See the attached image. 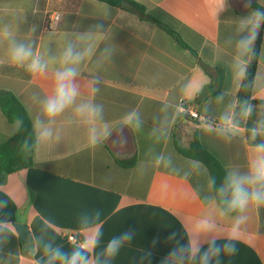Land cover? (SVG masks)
Returning <instances> with one entry per match:
<instances>
[{
    "label": "crops",
    "instance_id": "crops-1",
    "mask_svg": "<svg viewBox=\"0 0 264 264\" xmlns=\"http://www.w3.org/2000/svg\"><path fill=\"white\" fill-rule=\"evenodd\" d=\"M135 1L173 29L187 48L157 23L99 0H0V23L15 26L20 21L21 35L35 24L40 47L48 42L47 34L53 33L55 52L62 48L65 32L88 30L111 10V18L105 21L107 39L99 43L79 78L87 80L98 71L99 91L91 96L85 89L77 99V104L103 105V120L89 124L75 113V106L68 109L51 125L59 141L53 139L34 149L33 166L7 175L0 184V199L9 201L0 219L26 225L41 251L48 244L68 250L73 243L67 236L83 234L78 221L87 225L97 214L95 230L101 228L102 244L123 231H135V239L111 264H137L142 250L152 251L151 264H160L169 249L168 232L179 230L183 236L203 216L218 222L215 234L221 242L230 228V218L219 216L212 199L206 169L181 157L175 146L186 148L196 135L225 172L232 166H246L253 148L243 127L233 130L231 142H227L203 131V123L190 119L180 106H190L199 115L206 112L214 122L224 113H233L241 82L235 75V25L247 9L242 0H231V10L216 18L213 0ZM252 6H256L255 0ZM55 15L57 20H53ZM110 43L117 46V52L97 68L102 60L100 49ZM51 84V79L33 78L21 68L0 65V91L16 97L31 124L38 116L45 119L33 95L42 99ZM221 95L222 101L217 99ZM252 98L264 101V28ZM129 113L143 121L139 132L124 127ZM13 125L0 111V144L13 136ZM161 125L168 128V136L158 142L153 130ZM90 128L112 136L93 146ZM122 133L127 143L118 146L113 141ZM160 153L171 156L180 174L153 163ZM131 159V165L120 164ZM249 216L237 238L236 254L223 256L220 264H264V208L251 210ZM13 233L0 241V264H46L45 257L33 253L30 244L22 246L15 227Z\"/></svg>",
    "mask_w": 264,
    "mask_h": 264
},
{
    "label": "clouds",
    "instance_id": "clouds-1",
    "mask_svg": "<svg viewBox=\"0 0 264 264\" xmlns=\"http://www.w3.org/2000/svg\"><path fill=\"white\" fill-rule=\"evenodd\" d=\"M247 12L236 20L235 32V75L241 78V87L250 86L253 82L248 76V66L256 55L257 41L261 39V28H264V0H242ZM231 10V0H213V16L219 18L223 13ZM111 18V10L107 9L98 22L88 30L82 32H65L62 37L63 46L58 51H53L52 43L54 34H47V43L40 47V34H37L35 24L24 29L21 35L20 21L16 25L0 23V65H9L21 68L33 78L51 79V90L42 99L33 95V100H39L40 116L32 121L33 137L31 141L24 138L20 141V151L27 157L34 149L48 144L55 139L59 141V134L53 133L52 123L57 117L75 106V113L87 120L89 124L102 121L104 118L103 105L93 102L77 104V99L86 89L88 94L94 96L99 91L101 82L99 72H93L89 79L80 80L82 70L95 54L99 43L107 39L105 35V21ZM117 52V46L107 44L100 49L101 63L112 60ZM244 80L249 84L245 85ZM222 101L223 96L217 97ZM261 109H264V101H259ZM253 112V102L245 99L240 108V115L250 118ZM204 125L203 131L214 134L216 137L231 142L232 132L239 126L236 113H224L220 119L213 122L207 113L201 117ZM45 120L47 122H45ZM23 120L17 118L12 128L15 135L21 131ZM139 132L143 127V121L135 113L128 114V123L124 126ZM158 142L168 136V128L161 125L154 129ZM249 139L253 142V152L247 160L245 167L232 166L223 178L218 182L216 177H209L208 183L214 192V197L219 207V216L228 217L231 220L227 235L223 242L215 233L219 228L218 222L209 217L199 218L191 230H185L183 236L179 230H171L165 237L169 244L167 254L160 264H220L223 256H233L237 252L236 241L245 230L253 209L264 208V113L257 120L255 126L248 130ZM89 142L95 146L109 139L112 133L104 135L96 128H90ZM113 143L122 146L127 143L123 133ZM153 163L172 172L180 174V169L174 167L171 156L163 153L156 155ZM142 171L145 169L142 168ZM187 178L188 173L183 174ZM206 200L209 198H205ZM8 199H0V212L8 207ZM99 222V215L94 222L84 225L78 221V229H83L76 243L71 244L68 250L61 245H46L43 250L35 244L30 237L31 251L39 253L46 259V264H111L126 245L135 239L133 229L121 232L102 244L103 232L101 228L95 230V223ZM50 223V221H48ZM14 225L9 220L0 219V241L8 239V233H13ZM156 241H153L155 246ZM153 253L150 250H142L137 264H151Z\"/></svg>",
    "mask_w": 264,
    "mask_h": 264
},
{
    "label": "trees",
    "instance_id": "trees-1",
    "mask_svg": "<svg viewBox=\"0 0 264 264\" xmlns=\"http://www.w3.org/2000/svg\"><path fill=\"white\" fill-rule=\"evenodd\" d=\"M113 7L131 12L136 14L140 19L151 20L157 23L162 27L176 42L183 48L187 46L182 42L181 39L175 34L173 29L165 24H162L157 20L150 11H146V7L135 0H99ZM260 40L257 41L256 45V55L252 59L251 63L248 66V76L254 81V75L256 71L257 58H258V49ZM217 69V68H216ZM218 70V69H217ZM244 84L248 85L249 81L244 80ZM252 85L247 87H241V82L236 96V104L233 110V113L237 114V119L239 121V127H243L245 130V135L248 143L252 145V141L249 139L248 130L255 126L258 119L261 118L264 109H261L259 101L252 98ZM251 99L253 102V112L250 118H244L241 116L240 108L241 104L245 99ZM0 111L6 121L9 123H14L17 118L23 120V127L21 131L4 143L0 144V184L4 182L5 177L9 174L18 172L22 169L32 167L34 164V151L27 157H25L20 151V141L24 138H28L30 141L33 137L32 124L27 116V113L20 102L16 97L7 91H0ZM264 137L258 138L257 142ZM177 153L186 159L200 163L208 174V177H216L219 182L225 175V170L218 162V160L207 151L198 141L197 136L194 135L193 139L189 142L186 148H181L175 146ZM134 162V159L121 161L120 164L123 166L131 165ZM212 196L214 197V192L211 189ZM215 200V199H214ZM216 201V200H215ZM217 203V202H216ZM24 247H29V244H23Z\"/></svg>",
    "mask_w": 264,
    "mask_h": 264
},
{
    "label": "built area",
    "instance_id": "built-area-1",
    "mask_svg": "<svg viewBox=\"0 0 264 264\" xmlns=\"http://www.w3.org/2000/svg\"><path fill=\"white\" fill-rule=\"evenodd\" d=\"M58 19V15H55L53 17V20H57ZM180 110L184 113L187 114V116L190 118V119H195L197 121H199L200 123H202V119L201 117L203 115H199L198 113H196L190 106H187V105H181L180 106ZM212 121V120H211ZM214 122V121H213ZM67 240L69 242H72V243H76L77 240H78V237H76L74 234H70L67 236Z\"/></svg>",
    "mask_w": 264,
    "mask_h": 264
},
{
    "label": "water",
    "instance_id": "water-1",
    "mask_svg": "<svg viewBox=\"0 0 264 264\" xmlns=\"http://www.w3.org/2000/svg\"><path fill=\"white\" fill-rule=\"evenodd\" d=\"M14 227L17 229L19 238L22 243L29 244L30 243V234L28 232V229L26 225L21 223H15Z\"/></svg>",
    "mask_w": 264,
    "mask_h": 264
}]
</instances>
